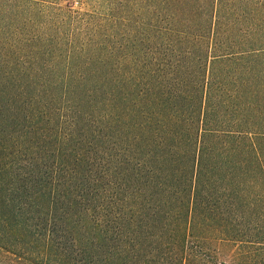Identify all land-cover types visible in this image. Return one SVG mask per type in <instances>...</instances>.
I'll list each match as a JSON object with an SVG mask.
<instances>
[{
	"label": "trees",
	"instance_id": "obj_1",
	"mask_svg": "<svg viewBox=\"0 0 264 264\" xmlns=\"http://www.w3.org/2000/svg\"><path fill=\"white\" fill-rule=\"evenodd\" d=\"M0 264H264V0H0Z\"/></svg>",
	"mask_w": 264,
	"mask_h": 264
},
{
	"label": "rangeland",
	"instance_id": "obj_2",
	"mask_svg": "<svg viewBox=\"0 0 264 264\" xmlns=\"http://www.w3.org/2000/svg\"><path fill=\"white\" fill-rule=\"evenodd\" d=\"M63 2V0H62ZM221 253H220V257L225 259V260H229L230 258V248L227 245H223L222 249H221Z\"/></svg>",
	"mask_w": 264,
	"mask_h": 264
}]
</instances>
